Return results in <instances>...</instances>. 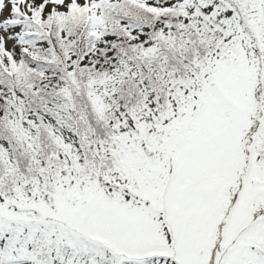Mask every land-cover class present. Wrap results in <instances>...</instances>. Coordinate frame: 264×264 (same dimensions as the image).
<instances>
[{"label": "snow or ice", "instance_id": "1", "mask_svg": "<svg viewBox=\"0 0 264 264\" xmlns=\"http://www.w3.org/2000/svg\"><path fill=\"white\" fill-rule=\"evenodd\" d=\"M0 264H264V0H0Z\"/></svg>", "mask_w": 264, "mask_h": 264}]
</instances>
